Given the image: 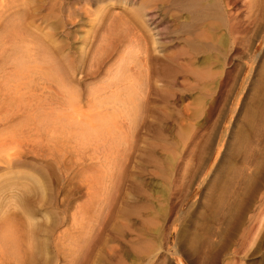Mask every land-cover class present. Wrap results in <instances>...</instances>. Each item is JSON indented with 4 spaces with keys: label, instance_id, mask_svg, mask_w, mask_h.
Listing matches in <instances>:
<instances>
[{
    "label": "rangeland",
    "instance_id": "374dc122",
    "mask_svg": "<svg viewBox=\"0 0 264 264\" xmlns=\"http://www.w3.org/2000/svg\"><path fill=\"white\" fill-rule=\"evenodd\" d=\"M16 1L0 0V14L24 5ZM27 2L32 30L51 33L48 0ZM123 9L106 16L123 17ZM229 10L233 29L220 25L216 61L202 76L206 54L187 63L189 44L174 45L148 15L154 53L179 60L170 78L157 79L134 129L73 119L41 127L62 128L41 143L25 136L28 125L11 131L21 149L0 155V236L9 216L21 260L0 249V264H264V0H232ZM80 14L68 26L77 60L90 29ZM105 31H93L85 60ZM81 72L74 78L86 98L95 76ZM84 103L83 118L99 112ZM70 130L78 146L66 141Z\"/></svg>",
    "mask_w": 264,
    "mask_h": 264
},
{
    "label": "bare ground",
    "instance_id": "6f19581e",
    "mask_svg": "<svg viewBox=\"0 0 264 264\" xmlns=\"http://www.w3.org/2000/svg\"><path fill=\"white\" fill-rule=\"evenodd\" d=\"M10 1L15 4L16 0H8V3ZM23 2L27 8L21 5L23 9H16L15 5H7L8 8L0 14V155L20 151V145L11 143L16 139L11 131L17 127L23 129L28 125L25 136L41 143L53 141V136L62 134L61 127L41 128L56 122L69 126L73 119H87L91 123L110 121L134 129L145 120L144 113L157 87V79L170 78L176 69L174 64L179 60L176 53L161 57L154 53L153 44L157 41L151 39L148 23L153 17L149 18L150 13L156 14L154 19H161L166 39L174 45L181 44L182 40L189 44L191 53H187V63L195 61L196 56L191 55L206 54L203 60H199V76L203 75L202 66L216 61L213 55L220 43L216 41L220 25L232 30L235 20V15L229 10L232 0H227L225 5L222 0H48L50 13L46 15V27H50L51 33L40 36L29 23L33 15L29 11L30 1ZM79 5H82L81 10L75 9ZM112 6L125 8L123 17L115 16L118 20L114 16L107 17L106 12ZM80 12L87 16L90 29L85 32L88 39H81L82 47L78 51L82 57L77 60L74 59L73 33L68 26L81 18ZM99 24H105L106 31L97 40L98 47L90 52L89 61L85 60L89 48L87 40L93 38L97 32L93 31ZM229 44L228 40V48ZM229 52L232 48L225 51L224 57ZM83 67L95 76L86 98L79 89L80 82L74 78L77 73H82ZM83 103L91 111L99 112L83 118L80 113ZM65 109L74 112L65 114ZM70 132H64L68 134L65 139L68 144H76L79 139L72 138ZM80 141L82 144L84 139ZM10 161L6 157L5 163ZM10 219L9 216L5 218L0 249H6L9 256L20 261L21 248L15 230L18 228Z\"/></svg>",
    "mask_w": 264,
    "mask_h": 264
}]
</instances>
